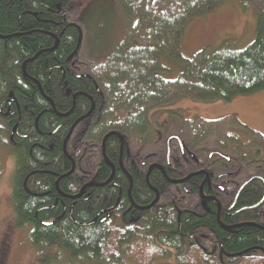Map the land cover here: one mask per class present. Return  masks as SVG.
I'll use <instances>...</instances> for the list:
<instances>
[{
	"label": "trees",
	"instance_id": "16d2710c",
	"mask_svg": "<svg viewBox=\"0 0 264 264\" xmlns=\"http://www.w3.org/2000/svg\"><path fill=\"white\" fill-rule=\"evenodd\" d=\"M73 1L0 0V151L14 150V223L29 226L48 263L59 260L44 255L54 248L96 264H264L263 149L241 153L229 143L237 159H224L197 149L201 134H170L149 118L179 99L229 101L264 89V0H250L248 45L226 39L190 58L180 52L184 28L225 0H116L124 37L94 73L69 61L82 40ZM162 55L181 65L175 79L159 75ZM242 162L253 173L231 210L238 187L204 184L200 195L207 173L223 181ZM188 181L198 202L180 194ZM180 197L191 206L179 208Z\"/></svg>",
	"mask_w": 264,
	"mask_h": 264
},
{
	"label": "rangeland",
	"instance_id": "374dc122",
	"mask_svg": "<svg viewBox=\"0 0 264 264\" xmlns=\"http://www.w3.org/2000/svg\"><path fill=\"white\" fill-rule=\"evenodd\" d=\"M117 4L116 0L73 1L69 15L71 20L81 26L82 34L80 52L75 57L74 66L78 73H94L100 58L110 54L124 37V17L120 8L116 6ZM254 7L256 4L250 0H225L218 8L191 19L184 28L180 40L182 56L190 58L197 51L213 49L226 39H236V46L239 48L248 45L255 35ZM161 63L163 66V70L159 71L161 77L172 80L179 75L181 65L177 61L162 55ZM149 118L155 128L166 127L165 130H169L170 134L179 132V127H183L182 130L191 132L192 135L201 134L196 144L197 149L200 148L203 153L216 150L223 154H230L226 146L232 143L241 153L263 149L261 152L264 154V144L258 143L257 136L250 137L249 135V133L252 134L249 130H252L264 136V89L253 94L238 95L229 101L179 99L156 108L150 113ZM183 119L187 122L194 120V122L185 123ZM199 121H210L211 123ZM200 128L203 130L199 132ZM177 145L173 144L171 148L178 150ZM137 149L138 145L134 144L132 153L138 151ZM13 154V148L9 147L0 151L2 167L0 174V255L3 256V264H96L83 257L70 260L66 255H57L54 248L45 251L44 255L47 254L48 260L55 256L59 257V260L51 263L45 262L46 256L40 257L41 253H38L30 243L29 226L21 227L14 223L12 185L15 162ZM230 155L232 160L237 159L235 155ZM215 165L219 168V161L215 162ZM253 168V164L244 162L241 166L235 165V172L232 176L237 187L253 173ZM189 202H197V199L192 198ZM186 203L180 197V203L176 205L183 208L186 207ZM4 242L6 247H1ZM151 264L179 263L172 258H156Z\"/></svg>",
	"mask_w": 264,
	"mask_h": 264
},
{
	"label": "flooded vegetation",
	"instance_id": "af4514ba",
	"mask_svg": "<svg viewBox=\"0 0 264 264\" xmlns=\"http://www.w3.org/2000/svg\"><path fill=\"white\" fill-rule=\"evenodd\" d=\"M69 61H70V64H71V66H75V64H76V60H75V58H74V56L73 57H71L70 59H69ZM7 107H8V111H9V109H10V102H8V104H7ZM218 156V155H217ZM220 157V156H219ZM224 159H226V158H224ZM227 159H229V157L227 158ZM231 159H232V157H231ZM232 161H234V160H232ZM233 164H234V162H233ZM234 169H235V165L232 167V169L229 171V172H227V173H225L226 174V180H215L216 179V177H221L220 175H218V176H215L214 175V177H213V175L212 174H209V173H207L206 174V177H205V179H203V182L201 183L202 185L199 187V192H200V195H202L203 196V193H202V187L204 186V184H206L207 185V187H212V185H213V187L214 186H216V187H223V186H225L224 184H226V183H228L229 185H232V186H234L235 188H237V183L234 181V177L232 176L233 175V173L235 172L234 171ZM196 173H198V174H202L203 173V169L201 170H198V171H196ZM234 176H235V174H234ZM189 178V177H188ZM187 178V179H188ZM247 179H244L243 180V184H240L239 186H238V188L237 189H235L236 191H235V195H234V199H233V202H232V204L228 207V209H227V211L228 210H231L233 207H234V204H235V202H236V199H237V196H238V194H239V192L242 190H240L239 191V189L247 182V180L250 178V176L249 177H246ZM212 179H214V180H212ZM182 183H184L183 185H181V190L182 191H180V194L182 195V197L184 198V197H190V198H192L193 196H194V194H193V190H192V187H191V185H192V183L190 182V181H188V183H185V182H182ZM240 187V188H239ZM180 194H178V192H177V197L176 198H178L179 196H180ZM175 198V199H176ZM208 197L207 196H204V199L206 200ZM174 199V200H175ZM198 202V201H197ZM116 203H118V201L116 202ZM189 206H191V204H188V203H186V207L185 208H187V207H189ZM219 206V205H218ZM191 208H193V207H191ZM220 208V207H219ZM184 209V208H183ZM183 209L180 211V212H182L183 211ZM181 214V213H180ZM179 214V215H180ZM4 245L3 246H1V247H6V243L4 242L3 243ZM221 246H219V247H224V245H222V244H220ZM2 258H3V256H1L0 255V264H3L4 263V260H2Z\"/></svg>",
	"mask_w": 264,
	"mask_h": 264
},
{
	"label": "water",
	"instance_id": "95a60500",
	"mask_svg": "<svg viewBox=\"0 0 264 264\" xmlns=\"http://www.w3.org/2000/svg\"><path fill=\"white\" fill-rule=\"evenodd\" d=\"M72 56H73V55H71L70 58H71ZM16 127H17V125H15V126L13 127V129H12V132H11V135H10V139H11V140H12V138H13L14 133L16 132ZM211 154H212V155L217 154V155H219L220 157L228 158L227 155H225V154H223V153H221V152H218V151H212ZM246 183H247V182H246ZM246 183H245V184H246ZM245 184H244V185H245ZM244 185H243V186H244ZM243 186L239 189V191L243 188ZM257 205H258V204H257ZM257 205H256V206H257ZM244 252H246V251H243L242 253H244ZM239 254H240V253H239ZM235 255H236V254L231 255V256H235Z\"/></svg>",
	"mask_w": 264,
	"mask_h": 264
},
{
	"label": "bare ground",
	"instance_id": "6f19581e",
	"mask_svg": "<svg viewBox=\"0 0 264 264\" xmlns=\"http://www.w3.org/2000/svg\"><path fill=\"white\" fill-rule=\"evenodd\" d=\"M102 25V24H101ZM86 63V62H85ZM170 177V176H169Z\"/></svg>",
	"mask_w": 264,
	"mask_h": 264
}]
</instances>
